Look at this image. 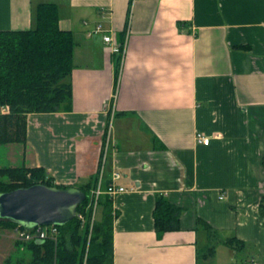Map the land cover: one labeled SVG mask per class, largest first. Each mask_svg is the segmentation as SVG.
Returning <instances> with one entry per match:
<instances>
[{"label":"crops","instance_id":"1","mask_svg":"<svg viewBox=\"0 0 264 264\" xmlns=\"http://www.w3.org/2000/svg\"><path fill=\"white\" fill-rule=\"evenodd\" d=\"M42 2L74 38L72 109L28 114L10 166L75 187L121 173L112 264H264V0H0V31L30 29ZM106 34L126 43L123 57ZM158 197L180 211L160 235ZM9 232L0 264L26 262Z\"/></svg>","mask_w":264,"mask_h":264},{"label":"trees","instance_id":"2","mask_svg":"<svg viewBox=\"0 0 264 264\" xmlns=\"http://www.w3.org/2000/svg\"><path fill=\"white\" fill-rule=\"evenodd\" d=\"M58 21L57 5L42 2L34 7L30 29L0 31V107L7 110L0 112V146L25 143L28 114L72 109L70 77L75 42L71 32L59 29ZM97 181L94 179L90 181L92 184L77 186L86 195L76 210V214H83L84 222L75 215L66 224L56 225L57 233L45 240L16 238L18 243H25L22 245L31 252L29 264H112V225L116 214L111 208L110 197H99L98 206L102 208L100 218L92 226L91 210L86 208ZM35 184L68 187L54 184L43 168L0 167V193ZM259 211L264 214V187ZM179 213V208L164 197H158L153 209L157 234L176 230ZM16 227L15 223L0 218V229L14 232ZM206 229L214 236L213 230ZM224 243L235 250L242 249L244 245L235 238H229ZM213 253L214 246L210 244L198 250L197 256L206 258ZM21 262L19 264H28Z\"/></svg>","mask_w":264,"mask_h":264},{"label":"water","instance_id":"3","mask_svg":"<svg viewBox=\"0 0 264 264\" xmlns=\"http://www.w3.org/2000/svg\"><path fill=\"white\" fill-rule=\"evenodd\" d=\"M85 198V193L75 186L35 184L0 193V218L27 229L64 225L75 217Z\"/></svg>","mask_w":264,"mask_h":264},{"label":"built area","instance_id":"4","mask_svg":"<svg viewBox=\"0 0 264 264\" xmlns=\"http://www.w3.org/2000/svg\"><path fill=\"white\" fill-rule=\"evenodd\" d=\"M102 31L101 26H96L94 32L98 33ZM103 41L106 45L109 46V50L113 53L124 56L126 52V43L124 45H118L114 41L111 34H106L103 36ZM7 110L4 108L2 113L6 112ZM196 141L202 145H209L210 138L205 137L202 134L196 135ZM121 178V173L115 171L112 173L110 181L107 183L105 188L102 186L101 177H99L95 188L91 190V200L90 204L86 207L87 209L91 210V218H90V226H92L93 222L96 219V212L98 207V199L102 195H107L109 197H114L115 195L124 192L126 189L122 186L117 184V181ZM78 219L82 222L85 221V217L82 213L76 214ZM57 233V226L56 225H48V226H36L32 229H27L21 226H18L14 229V235L18 239H22L25 241L30 240H45L49 237H52L54 234ZM232 264H244V263H232Z\"/></svg>","mask_w":264,"mask_h":264},{"label":"rangeland","instance_id":"5","mask_svg":"<svg viewBox=\"0 0 264 264\" xmlns=\"http://www.w3.org/2000/svg\"><path fill=\"white\" fill-rule=\"evenodd\" d=\"M7 149L8 148L6 146H0V167H3V166L5 167V166H10L11 165V163L7 159V154H9ZM96 216L98 218L99 211H97V215ZM9 231L10 230H8V229H0V232L7 233V234L10 233ZM14 237L16 239V236L15 235H14ZM22 244H25V243L15 242L14 246H13V243H12V246H13L12 249H13V251L17 250L19 254H22L24 256L25 255L28 256L27 258H25V259H28L26 261L28 263L31 260V257H32L31 256V252L27 249V247L25 248Z\"/></svg>","mask_w":264,"mask_h":264}]
</instances>
